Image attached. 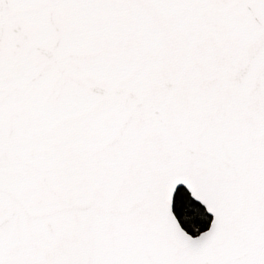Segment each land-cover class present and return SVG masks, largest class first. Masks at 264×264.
<instances>
[{
	"label": "snow or ice",
	"instance_id": "snow-or-ice-1",
	"mask_svg": "<svg viewBox=\"0 0 264 264\" xmlns=\"http://www.w3.org/2000/svg\"><path fill=\"white\" fill-rule=\"evenodd\" d=\"M0 264H264V0H0Z\"/></svg>",
	"mask_w": 264,
	"mask_h": 264
}]
</instances>
